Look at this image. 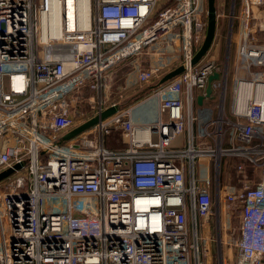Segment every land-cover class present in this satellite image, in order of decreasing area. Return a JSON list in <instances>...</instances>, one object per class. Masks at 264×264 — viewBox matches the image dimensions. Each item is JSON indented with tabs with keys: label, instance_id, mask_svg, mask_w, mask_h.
I'll return each instance as SVG.
<instances>
[{
	"label": "built area",
	"instance_id": "built-area-1",
	"mask_svg": "<svg viewBox=\"0 0 264 264\" xmlns=\"http://www.w3.org/2000/svg\"><path fill=\"white\" fill-rule=\"evenodd\" d=\"M238 8L230 87L227 65L194 63L207 0H0V175L13 170L0 180V264H209L200 222L223 206L239 218L229 260L264 264V0ZM169 38L183 72L150 93L158 120H136L102 95L106 77ZM215 73L217 114L202 122ZM83 107L84 123L117 110L64 141ZM117 130L125 148L107 146ZM229 167L240 195L222 184Z\"/></svg>",
	"mask_w": 264,
	"mask_h": 264
},
{
	"label": "crops",
	"instance_id": "crops-1",
	"mask_svg": "<svg viewBox=\"0 0 264 264\" xmlns=\"http://www.w3.org/2000/svg\"><path fill=\"white\" fill-rule=\"evenodd\" d=\"M168 40H169L168 43H165V42L164 44L154 43L150 45V48L145 54L132 56L130 59L125 61V63L114 67V69L111 70L110 73H108V76L106 77V79L108 78L106 85L109 84L108 93H106V90H105L106 88H105L104 90H102V95L106 97L108 100H110L111 102L121 99L122 100L121 103L125 108H131V109L133 108V116L136 120H146L148 122L149 121L154 122L158 120L159 118L158 104L159 103L156 98L154 99L150 97V93L154 91L158 86L164 84L165 78L169 73L181 67V62L179 60V54H178V47L177 45L173 44L174 43L173 39L169 38ZM215 44L216 43L214 40V45L211 49V52L214 50ZM150 67L161 68L160 73L156 78L152 79L148 83V85H146L145 87H141L139 84V78H138L139 74L142 71L148 70ZM170 80H166L165 82L170 81ZM134 92L135 94L141 92L143 95L142 96L143 98H138L136 100L131 101V99L135 95H133L130 98H128V96ZM143 92H146V93H143ZM199 96L197 97L196 105H195V110L197 111V116L199 120L203 122L209 116L215 117L217 114L215 110L216 103H217L214 99L215 97L212 95L211 98H206L203 101L202 105L200 104L198 105ZM92 116H93V113L87 112V108L83 107L82 112H78L74 116V118L76 120L77 125L79 126V125H82V123H84L88 119H90ZM117 133H118V137L124 142V139L118 130L114 132L112 135H110L109 138L112 137V141L115 140V136L117 135ZM107 142L109 143V141ZM125 147H121V148H125ZM113 149H117V148H113ZM200 165H201L202 170L204 171V169L208 166V162L201 161ZM211 223L212 221H209L206 223L200 222L201 224L200 233H201V237L203 238V241L201 244H203V242H208L207 234L209 232L208 231L209 228H211L210 227ZM227 225H228V222L227 220H225V226ZM207 261L208 263H210L208 259Z\"/></svg>",
	"mask_w": 264,
	"mask_h": 264
},
{
	"label": "rangeland",
	"instance_id": "rangeland-1",
	"mask_svg": "<svg viewBox=\"0 0 264 264\" xmlns=\"http://www.w3.org/2000/svg\"><path fill=\"white\" fill-rule=\"evenodd\" d=\"M234 0H217V9L219 13L218 18V31L216 33L215 38V47L214 50L208 53L207 59L216 61L219 64L227 65L229 68V76L230 82L229 86L232 85V74L234 72V63H235V55L238 41V30L239 25L237 21L232 22V15L239 13L238 12V0H235V4L233 5ZM237 2V4H236ZM235 7V8H234ZM224 13V14H223ZM256 14L261 17H264V11H257ZM233 25V26H232ZM108 79V78H107ZM146 93V92H143ZM97 95V94H96ZM135 95V96H133ZM132 100H136L138 98H143L142 93H132L128 96V98L132 97ZM122 101L121 99H119ZM231 102V94H229L227 99V107H229ZM125 104V103H123ZM76 109V105H74ZM227 109V108H226ZM77 110V109H76ZM119 140V141H118ZM107 145L113 148H121L125 147V143L118 137V133L115 136V140L112 141V137L106 139ZM230 168V167H229ZM222 184H228L230 188V192L233 194L240 195L238 191L239 189V176L234 170L226 169L225 173H222ZM221 214L218 215L217 212L214 213L212 218V223L210 224L209 232L207 234L208 242H203L202 250L207 254L206 258L210 261L209 264H218V262L223 260V264H232L233 256L231 254V259L229 260V255L231 253L230 246L231 238L230 233H235L238 228L239 218L236 210L233 212H227L223 208H220ZM227 215V216H226ZM229 215V216H228ZM225 220H227L228 225L225 226ZM210 252V253H209ZM211 255V257H210ZM209 257L211 259H209ZM220 259V260H219Z\"/></svg>",
	"mask_w": 264,
	"mask_h": 264
},
{
	"label": "water",
	"instance_id": "water-1",
	"mask_svg": "<svg viewBox=\"0 0 264 264\" xmlns=\"http://www.w3.org/2000/svg\"><path fill=\"white\" fill-rule=\"evenodd\" d=\"M207 9H208V23H207V33H206V37L203 41V45L202 47L199 49L198 53L196 54L195 58H194V63L197 64L198 62H200L204 57L207 56V54L210 52V50L212 49L213 45H214V40L216 37V33H217V29H218V9H217V0H207ZM183 72V66L179 67L178 69L172 71L171 73H169L166 78V80H170L175 78L176 76L181 75ZM220 79V76L218 73H215L212 77H210L209 81H208V86L207 89L205 91L206 96L200 95L198 98V105H202L203 101L206 98H211L213 93H212V83L215 80ZM164 81V83H165ZM116 110L117 108H113V109H109L107 111H105L99 118H93L91 120H89L88 122L82 124V126L77 127L76 129H74V131H72L69 135H67L64 138V141L69 140L71 138H74L80 134H82L84 131H86L87 129L95 126L96 124L99 123L100 120H105L111 116H113L114 114H116ZM109 129H113V126H109ZM17 168H20V166H17ZM13 173V170H9L7 172H4L0 175V180H2L3 178L8 177L9 175H11Z\"/></svg>",
	"mask_w": 264,
	"mask_h": 264
},
{
	"label": "bare ground",
	"instance_id": "bare-ground-1",
	"mask_svg": "<svg viewBox=\"0 0 264 264\" xmlns=\"http://www.w3.org/2000/svg\"><path fill=\"white\" fill-rule=\"evenodd\" d=\"M108 87H109V84L108 85H106V93H108Z\"/></svg>",
	"mask_w": 264,
	"mask_h": 264
}]
</instances>
